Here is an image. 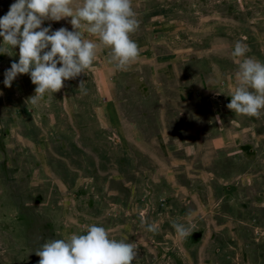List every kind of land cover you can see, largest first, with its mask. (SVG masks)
Instances as JSON below:
<instances>
[{
  "label": "rangeland",
  "instance_id": "rangeland-1",
  "mask_svg": "<svg viewBox=\"0 0 264 264\" xmlns=\"http://www.w3.org/2000/svg\"><path fill=\"white\" fill-rule=\"evenodd\" d=\"M140 1L132 4L134 33L154 34L161 52L187 48L200 61L206 49L220 53L218 77L210 64L179 75L195 88L199 111L142 121L143 137L99 128L97 81L108 51L33 103L30 74L4 84L19 46L3 45L0 36V264H39L42 243L86 234L92 224L110 238L136 242L139 264H264V109L256 118L227 108L243 60L231 54L235 43L264 62V0ZM14 2L0 0V17ZM71 19H45L42 27L71 31ZM131 68L113 64L104 72L109 81H128L129 101L139 77ZM174 223L191 232L179 236Z\"/></svg>",
  "mask_w": 264,
  "mask_h": 264
},
{
  "label": "clouds",
  "instance_id": "clouds-1",
  "mask_svg": "<svg viewBox=\"0 0 264 264\" xmlns=\"http://www.w3.org/2000/svg\"><path fill=\"white\" fill-rule=\"evenodd\" d=\"M73 4L74 0H16L0 17L3 45L19 46V61L4 73V84L11 87L18 75L30 74L36 85L35 95L29 98L33 103L46 92H59L66 80L86 73L101 47L111 49L109 62L119 70H127L140 55L141 49L130 38L139 27L132 0H83L82 5ZM66 17L72 18L71 31L42 27L45 19L60 21ZM81 29L97 37L99 43L85 39ZM248 51L246 44L235 43L231 54L243 60L227 108L237 115L259 118L264 109V62L246 57ZM0 52H4L3 46ZM79 90L86 91L85 81L80 82ZM173 227L181 237L191 232V227L183 223H174ZM147 230L155 232L156 226L149 224ZM35 254L40 257L39 264H139L140 260L136 242L110 238L107 229L95 224L87 227L86 234L48 239Z\"/></svg>",
  "mask_w": 264,
  "mask_h": 264
},
{
  "label": "crops",
  "instance_id": "crops-1",
  "mask_svg": "<svg viewBox=\"0 0 264 264\" xmlns=\"http://www.w3.org/2000/svg\"><path fill=\"white\" fill-rule=\"evenodd\" d=\"M141 2L144 1L133 0L132 4L139 6ZM130 38L141 49L137 61L132 64L133 68H131L138 71L139 74L137 85L134 87L137 90V96H133L131 101L128 100L125 95L129 85L126 79H116L115 81L106 79L104 72L113 66V63L109 62L110 58L106 57L104 59L106 64H101L97 81L99 95L103 100L98 112L95 113L100 130L104 131L111 128L117 131L120 136H124L125 131L131 130L135 136L143 137L144 126L142 121L164 120L170 119V117L171 120H177L178 117H182L189 111L198 112L199 108L194 103L195 88L189 90L188 84L182 82L179 75L181 78L180 73L188 71L190 67L197 66V64L203 66L210 64L212 71H215L218 77L220 53L213 48L206 49L201 53L204 58L200 61L198 58L193 59L192 57L195 55L191 56L192 51L187 48L161 52L162 49L154 43L156 41L155 35L148 31L136 32L131 34ZM93 40L99 43L98 38ZM109 49L108 47H101L97 56L104 55L107 51L109 54L111 52ZM208 55H211V58ZM175 56L179 57L178 60L172 61V57ZM176 67L179 69V74H176ZM189 71H194V69ZM173 82L175 84H172ZM171 93H174V96ZM127 104L130 105V108ZM166 105H170L172 108L168 109ZM192 106L195 110L192 109ZM121 149L124 150L123 142Z\"/></svg>",
  "mask_w": 264,
  "mask_h": 264
}]
</instances>
